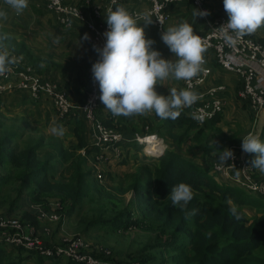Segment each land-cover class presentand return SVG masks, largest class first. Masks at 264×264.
Here are the masks:
<instances>
[{
    "label": "trees",
    "instance_id": "1",
    "mask_svg": "<svg viewBox=\"0 0 264 264\" xmlns=\"http://www.w3.org/2000/svg\"><path fill=\"white\" fill-rule=\"evenodd\" d=\"M259 41L264 44V39H259ZM210 63L212 66H217L213 61H210ZM42 78L46 77L42 76ZM4 92L7 91L0 92V94ZM84 101L85 98L75 102V104H81ZM221 114L218 113L212 119L198 123L184 109L181 110L179 118L175 121L161 120L153 113L150 118H139L138 123L130 127L129 132L126 133L128 127L124 121L117 120L114 122V119L110 116H107V118L100 117L98 111H96L97 118L103 124L116 128L130 139L136 131L143 133L144 126L148 125L150 131H157L161 134L160 136L169 137L176 141L190 131H194L193 135L196 137L202 135L206 129L214 128ZM65 118L66 121L62 119L65 124L72 119L76 149L84 147L89 157H93V154L99 151V147L85 140L84 124L86 122L83 116L76 113L74 116L69 115ZM139 121L143 125L141 128L138 125ZM2 124L0 120V127H2ZM12 136L13 134L8 133L0 138V168L21 169V174L18 176L21 183L20 191L32 187L31 191L27 192L29 197L41 200L55 197L63 205L64 217L71 215L76 210V205L80 199L86 197L89 193L87 178L92 172L94 174L93 169L90 167L89 170H84V158L75 152L67 153L62 147H59L56 152L57 158H63L62 161L72 159L73 172L66 182H50L47 178V164L40 161L36 154L40 143H29L21 151H18L9 145V142H12ZM118 144L123 154L125 153L121 159L123 164L127 160L128 149L133 148L134 154L142 150L138 142L134 140ZM216 148L218 150L208 157L209 165L206 167L183 157L176 151H166L167 147L163 153L158 155L146 154L143 151V155L156 160L157 165L153 166L152 169L148 165L147 168L146 165L143 166L144 171L141 175L145 176V183H140V179H137L130 185V188L135 192L133 205L119 212L115 219L103 222L104 228L106 230L118 229L125 231L131 226H141L139 219L143 218L144 214L147 216L155 215L165 225L174 227L175 231H183L190 247V253L197 264H264V257L258 259L256 256L258 250L264 247V197L259 195L256 197L235 185L229 184L222 176L212 170L213 162L219 161V151L222 148L218 144L214 147L204 146L206 152H210L212 149L216 150ZM215 174H217V180L219 178L218 181L215 180ZM6 176L7 174L0 176V184H3L7 178ZM95 181L97 183L96 178ZM179 182L189 183L194 189V198L188 204L187 209L189 212L193 209H197V211L195 215L187 219L185 218V212L178 207H173L171 200L167 198L171 187ZM18 196L12 203L15 202L20 206L21 198ZM245 207L255 208L258 214L250 219L246 214ZM32 213L30 211L23 212L20 218L37 225L38 221ZM84 231H86V228L83 233ZM174 236H177L176 233H174ZM175 244L169 243L167 246L174 248ZM111 252L112 259L117 258L123 261L136 259L141 264H145L147 261V258L140 259L134 254L132 256L126 254V256L119 255L117 257V252L112 250ZM102 257L104 256L102 255ZM32 258H34V262L30 261ZM45 259V257L33 251L0 244V264H81L70 259H51V262Z\"/></svg>",
    "mask_w": 264,
    "mask_h": 264
},
{
    "label": "built area",
    "instance_id": "2",
    "mask_svg": "<svg viewBox=\"0 0 264 264\" xmlns=\"http://www.w3.org/2000/svg\"><path fill=\"white\" fill-rule=\"evenodd\" d=\"M44 10L55 15L57 23L65 28L72 27L76 22H83L87 29L88 45L103 47L104 32L107 30L106 18L110 10L118 4L128 0H108L107 6L100 1L82 0V4H73L63 0H40ZM136 5L128 11L137 21L144 23L147 14L152 20L148 24L162 34L166 31L165 24L170 18L169 8L180 2H189L198 10H208L210 15L203 17L207 24V31L197 33L207 47L204 53L205 63L197 77L184 81V88L193 90L204 85L211 73L209 62L213 61L224 71L234 73L238 77L236 85L237 97L245 102L254 113L264 109V44L253 36L246 35L236 38L235 43L229 44L220 28L227 21L225 12H213L207 6V0H133ZM235 36V34H232ZM18 90L26 93L33 101L40 98L48 99L57 115L61 118L80 113L89 125L94 144L99 151L89 157L90 167L96 179L102 181L104 172L100 169L101 162H107L108 156L102 149H110L114 158L122 159L123 152L119 144L125 139L124 134L116 128L106 126L96 116L101 103L99 85L91 81L88 85L85 101L75 104L56 80L42 78L31 66H21L18 62L10 72L0 75V92ZM223 84L208 86L199 92L200 99L190 107H184L187 114L196 122L203 123L212 119L225 108L222 92ZM130 140L138 142L146 154L158 155L164 152L166 144L156 132L144 126V132H134ZM152 146L147 151V146ZM227 163L215 161L212 170L222 176L229 184L264 197V175L255 176L251 163L234 155ZM48 208L29 205L38 224L29 220H22L18 216L0 213V244L20 247L33 251L49 259H70L81 264H141L139 260H118L111 257V250L101 244H93L85 237L76 234L62 233L55 240H47L43 235H51L52 225L64 224L63 205L58 200L49 202ZM102 255L104 257H102Z\"/></svg>",
    "mask_w": 264,
    "mask_h": 264
},
{
    "label": "crops",
    "instance_id": "3",
    "mask_svg": "<svg viewBox=\"0 0 264 264\" xmlns=\"http://www.w3.org/2000/svg\"><path fill=\"white\" fill-rule=\"evenodd\" d=\"M63 1L82 4V0ZM95 1H100L103 6H107L108 4V0ZM39 4H41L40 0H28V7L21 15H16L12 9L5 5L4 0H0V9H5L8 12V19L0 20V32H6L9 35L10 39L6 43L14 50V54L17 56L21 66H31L43 77L56 80L68 93L73 103L79 102L85 98L88 85L93 80L91 66L98 59V55L88 45L87 40L82 39L87 34V29L83 22H76L69 28L62 27L57 23L55 15L44 10ZM118 5H123L129 10L136 3L133 0H128ZM207 6L213 12H225L223 0H207ZM194 9L196 8L189 2L173 4L169 8L170 18L165 24L166 30L169 27L187 22L193 27L194 32L201 33L207 31L208 27L205 20L201 17H195L193 14ZM137 22L138 26L144 27L146 38L155 41L153 45L155 50L160 51L165 59H175L168 47L162 42L161 34L156 28L145 26L141 21ZM251 35L258 40L264 39V26ZM208 64L211 67L210 75L204 85L196 87L194 91L199 93L208 86L218 84L225 86V90L222 92L225 108L214 125L218 134L216 135L215 145H220L222 150L224 148L231 149L235 156L239 158L243 157L250 162L254 158L253 154H246L241 150V139L250 132H258L260 133L261 141L264 142V109L257 113H252L247 104L237 97V75L224 71L217 66H212L210 62ZM158 84L156 86L157 92L168 95L173 88L183 89L184 80L177 81L169 78L159 81ZM97 111L100 117L107 118V116H110L114 119V122L117 120L124 121L128 127L126 133L129 132L130 127L138 123L139 118H150L154 113L149 112L130 117L114 116L102 103ZM64 118L57 115L51 102L46 98L33 101L22 91H7L0 94V120L3 123L2 127L4 126L6 131L13 134L12 142L15 137L20 142L27 140L30 144L40 143L36 151L37 157L40 161L47 163V178L50 182L54 183L68 181L73 172L72 159L62 161L63 158H57L56 152L59 147H62L67 153L75 152L80 155L85 159L83 169L87 170L85 168H90L89 155L85 152V148L76 149L72 119L65 124L62 121V119L66 121V118ZM53 121L64 126L65 134L63 136L58 137L51 133L50 128ZM84 127L85 140L95 145L89 125L86 123ZM192 136L194 135L192 134ZM129 140L130 138L125 136L122 142ZM217 150L218 148L215 151H211V156ZM127 151V160L123 164L121 159L113 157L110 149H102V152L108 156V161L101 162L100 169L103 171L104 168H108L106 166H110V169H115L116 165L119 167V165L127 164L134 156V149L130 148ZM46 156L49 157L47 158L49 164L46 160H43ZM132 164L134 165L133 160ZM197 164L204 167L209 165L208 160ZM7 172L6 167L4 169L0 168V176H5ZM254 174L259 177L264 175L256 168H254ZM20 186L21 183H19V189L17 190L19 194L21 193ZM29 188H26V190ZM13 200H5L2 194H0V213L18 217L23 212L30 211L32 213V210L29 208L30 204L26 198H21L20 206L15 204V202L12 203ZM33 216L35 215L33 214ZM69 226L70 224L66 223V220L63 225L59 223L54 224L52 225L53 232L51 235L42 234V237L47 240L54 239L57 241L60 234L73 233ZM84 234L86 235V232Z\"/></svg>",
    "mask_w": 264,
    "mask_h": 264
},
{
    "label": "clouds",
    "instance_id": "4",
    "mask_svg": "<svg viewBox=\"0 0 264 264\" xmlns=\"http://www.w3.org/2000/svg\"><path fill=\"white\" fill-rule=\"evenodd\" d=\"M4 3L16 15H21L28 7V0H4ZM223 8L227 21L219 28L229 44L264 26V0H223ZM193 14L203 18L210 12L194 9ZM7 19V10L0 9V20ZM151 23L146 14L144 25ZM106 24L103 47L93 45L98 59L92 64L91 73L93 82L99 85L101 103L114 116L130 117L154 112L161 120L175 121L184 107L199 101V94L187 88H173L168 95L156 90L159 81L169 78L190 81L205 71L203 65L207 47L189 23L169 27L161 34L162 42L175 59H165L160 51L153 48L155 41L146 38L144 27L138 26L137 19L125 6L117 5L110 10ZM9 39L6 32H0V75L10 72L18 63L14 50L6 43ZM82 39L88 40L90 37L85 34ZM50 131L58 137L65 134L64 126L56 121L52 122ZM241 141V150L253 154L251 166L264 174V142L260 139V133L250 132ZM219 152L220 162L227 163L235 158L231 149L224 148ZM167 198L173 207L185 212L186 219L195 215L197 209L191 212L187 209L194 198V189L189 183L174 184Z\"/></svg>",
    "mask_w": 264,
    "mask_h": 264
},
{
    "label": "rangeland",
    "instance_id": "5",
    "mask_svg": "<svg viewBox=\"0 0 264 264\" xmlns=\"http://www.w3.org/2000/svg\"><path fill=\"white\" fill-rule=\"evenodd\" d=\"M138 125L140 128L143 127L140 121ZM8 133L4 126L0 127V138ZM193 133L194 131H190L177 141L169 137H162L159 132H157V135L167 145L166 151H176L196 163L205 162L211 156V151H215L206 152L204 146H215L216 135H218L216 129L208 128L202 135L196 137L192 136ZM9 143L10 147H14L18 151L29 145L27 140L20 142L15 137L14 141ZM140 147L142 150L136 152L132 158L134 165L131 160L125 165H119V167L116 165L115 169H110V166H106L108 168L103 169V178L106 180L103 179L101 182L97 181L96 183V176L92 172L87 178L88 195L80 199L76 205L77 209L71 216L65 217L66 223L70 224L69 228L73 234L81 235L93 244L109 247L112 251L117 252V257L119 255L126 256V254H129L132 256L134 254L140 259L147 258L145 264H197L190 253V247L183 231H175L174 227L165 225L155 215L147 216L144 214L143 218L139 219L141 226H131L125 231L118 229L106 230L103 227V222L115 219L119 212L133 205L132 201L134 200L135 192L130 188V185L137 179H140V183H145L146 178L141 175L142 171H144L143 166L146 165L145 167L147 168L148 165L152 169L158 163L156 160L144 156V149L142 146ZM47 158L49 157L46 156L43 160H46L49 164ZM6 169L8 171L6 173L7 178L3 184H0V194L5 200H13L19 195L18 197L20 198H26L30 205L39 204L45 209L48 208L49 202L57 200L55 198L41 200L29 197L27 192L32 189L31 187L28 190L21 191L19 194V191L17 192L20 183L18 176L21 174V169ZM85 169L89 170V168ZM215 180L218 181L219 178L217 180L216 176ZM250 194L258 197L252 192ZM244 209L250 219L258 214L255 208L245 207ZM84 228H86V231H84L86 235L83 233ZM174 233L177 236H174ZM169 243H176L175 247L170 248L167 246ZM256 256L258 259L264 257V247L258 250ZM45 260L50 261L51 259L46 258ZM30 261L34 262V258Z\"/></svg>",
    "mask_w": 264,
    "mask_h": 264
},
{
    "label": "bare ground",
    "instance_id": "6",
    "mask_svg": "<svg viewBox=\"0 0 264 264\" xmlns=\"http://www.w3.org/2000/svg\"><path fill=\"white\" fill-rule=\"evenodd\" d=\"M153 147L152 146H147L146 149H152ZM147 151H151V150H147Z\"/></svg>",
    "mask_w": 264,
    "mask_h": 264
}]
</instances>
